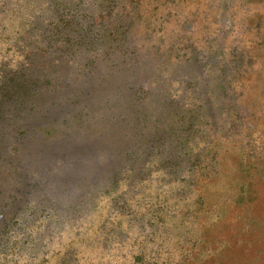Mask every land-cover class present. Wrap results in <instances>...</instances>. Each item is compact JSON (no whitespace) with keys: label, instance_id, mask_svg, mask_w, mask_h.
Segmentation results:
<instances>
[{"label":"rangeland","instance_id":"374dc122","mask_svg":"<svg viewBox=\"0 0 264 264\" xmlns=\"http://www.w3.org/2000/svg\"><path fill=\"white\" fill-rule=\"evenodd\" d=\"M91 59L143 99L65 106ZM19 87L0 264H264V0H0V101Z\"/></svg>","mask_w":264,"mask_h":264},{"label":"trees","instance_id":"16d2710c","mask_svg":"<svg viewBox=\"0 0 264 264\" xmlns=\"http://www.w3.org/2000/svg\"><path fill=\"white\" fill-rule=\"evenodd\" d=\"M85 52H88V49H84ZM83 51V52H84ZM115 55L108 54L105 56L103 61L106 60L105 68H116L115 65H113L111 62L115 60H110L111 57ZM96 62L95 60H90L88 63H86V66H84L83 70H85L87 73L83 74V81H78L79 78H76V82L79 83L75 88H71L72 93L71 97L68 98L65 101L66 105H71L74 107H78L80 109L81 113L89 111V109L94 107L93 109H96L101 106L106 109H110V103H114V99L117 102V107H125L129 110V106L131 104H137L143 99V96L147 92V88L142 85L135 84L134 81H130L128 83H125V85L121 86V92L124 89L122 93H115L114 99L111 101L108 94L105 92V87L108 85L107 79L104 77H96L97 72L96 70ZM92 71V72H91ZM106 76H108L111 71L105 70ZM134 76V74H133ZM138 76V75H137ZM135 76V78L137 77ZM20 93H14L11 96H8L6 100L0 101V124L5 123L6 121L9 122V119H13V124L15 127H13V131L15 132L16 141L19 142H25L27 138H29V126L35 122V116L36 112L30 111L26 112V107L30 103L31 98L27 97V95L24 93L22 94L23 87H19ZM121 100V103H120ZM15 104V108H12V106ZM52 106H60L56 102L51 105ZM118 107V108H119ZM86 115V113H85ZM31 118V122L28 123L29 120H26L25 118ZM15 119L20 120L19 125L15 124ZM30 124V125H29ZM7 133H9L8 130L1 129L0 135L2 139H5L7 136ZM31 180V179H30ZM29 181L23 182V187H18L17 193L23 194V192H28V189L31 187L33 188L34 185ZM17 194V195H18ZM13 197H15L13 195ZM14 202L19 201L17 197L14 198Z\"/></svg>","mask_w":264,"mask_h":264}]
</instances>
